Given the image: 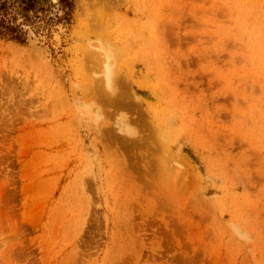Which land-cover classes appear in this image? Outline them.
Here are the masks:
<instances>
[{
  "label": "rangeland",
  "instance_id": "1",
  "mask_svg": "<svg viewBox=\"0 0 264 264\" xmlns=\"http://www.w3.org/2000/svg\"><path fill=\"white\" fill-rule=\"evenodd\" d=\"M0 14V264H264V0Z\"/></svg>",
  "mask_w": 264,
  "mask_h": 264
},
{
  "label": "trees",
  "instance_id": "2",
  "mask_svg": "<svg viewBox=\"0 0 264 264\" xmlns=\"http://www.w3.org/2000/svg\"><path fill=\"white\" fill-rule=\"evenodd\" d=\"M0 27H1V32L4 31V30L7 31V32H11V33L17 32V26L11 24L1 14H0Z\"/></svg>",
  "mask_w": 264,
  "mask_h": 264
}]
</instances>
